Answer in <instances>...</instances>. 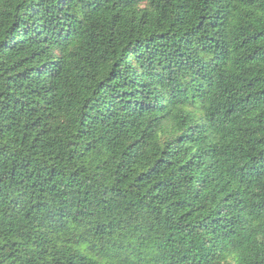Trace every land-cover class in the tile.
Here are the masks:
<instances>
[{
  "label": "trees",
  "instance_id": "16d2710c",
  "mask_svg": "<svg viewBox=\"0 0 264 264\" xmlns=\"http://www.w3.org/2000/svg\"><path fill=\"white\" fill-rule=\"evenodd\" d=\"M0 264H264V0H0Z\"/></svg>",
  "mask_w": 264,
  "mask_h": 264
}]
</instances>
